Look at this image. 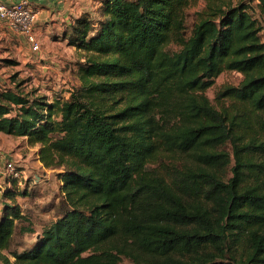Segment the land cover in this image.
I'll return each mask as SVG.
<instances>
[{"label":"trees","instance_id":"1","mask_svg":"<svg viewBox=\"0 0 264 264\" xmlns=\"http://www.w3.org/2000/svg\"><path fill=\"white\" fill-rule=\"evenodd\" d=\"M203 1L188 34L191 0H100L99 17L84 12L64 35L85 57L68 99L0 90V131L63 170L67 204L33 247L13 249L26 216L13 179L7 263L264 264V26L251 12L264 0ZM225 69L243 77L219 107L205 91Z\"/></svg>","mask_w":264,"mask_h":264},{"label":"rangeland","instance_id":"2","mask_svg":"<svg viewBox=\"0 0 264 264\" xmlns=\"http://www.w3.org/2000/svg\"><path fill=\"white\" fill-rule=\"evenodd\" d=\"M100 0H93L94 16L99 17L101 4ZM100 4L99 6H97ZM203 0H191L187 8L186 31L189 34L193 27L194 21L197 19V13L204 7ZM251 12L261 24L264 26V14L260 13L257 8L251 7ZM261 38L264 41V27L261 30ZM171 49H177L175 44L170 45ZM65 58L61 61L51 62L49 58L42 60L26 61L15 54L13 58L6 60H14L10 71L6 72L0 80V90L13 89L29 93L32 95H46L50 101L56 100L58 97L68 99L71 91L79 87V79L77 77V64L84 60V52L81 50L61 49ZM46 66L43 68V66ZM46 69V71L44 70ZM243 75L233 70H223L209 87L205 93L212 102L219 106L221 100L216 98L217 92L223 85H237L242 80ZM226 105L231 101L229 99L222 100ZM39 145H31L26 137H20L0 131V164L4 165L7 159H12L20 170V176L15 179V199L20 204L25 213V219L20 221L18 231L12 243V248L22 251L29 249L38 241L42 230L52 223L55 219L63 214L67 208L65 202V194L59 188L62 182L59 180V174L63 173L62 169L47 168L40 161L38 152ZM221 149L230 152V162L224 168L226 178L233 175L232 167L235 165V159L232 154L231 143L221 146ZM164 161V160H163ZM166 163L182 165L179 159L165 160ZM160 163L150 165L157 167ZM3 196L0 195V211L4 205ZM24 229H20V227ZM28 229V230H26ZM14 258H10L13 263ZM122 264H135V262L125 256H122ZM0 264H9L5 260V252L0 251Z\"/></svg>","mask_w":264,"mask_h":264},{"label":"crops","instance_id":"3","mask_svg":"<svg viewBox=\"0 0 264 264\" xmlns=\"http://www.w3.org/2000/svg\"><path fill=\"white\" fill-rule=\"evenodd\" d=\"M14 3L20 0H3ZM37 11L34 32L39 42V48L34 50L31 43L22 33L11 29L0 20V80L13 64L8 58L18 54L23 62L49 58L51 62L65 58L61 49L75 50L68 44L65 33L69 30L74 19L84 12L94 13L93 0H28ZM101 4V2H99ZM98 4L97 6H99ZM46 66L44 65L43 68ZM46 71V69H44Z\"/></svg>","mask_w":264,"mask_h":264},{"label":"built area","instance_id":"4","mask_svg":"<svg viewBox=\"0 0 264 264\" xmlns=\"http://www.w3.org/2000/svg\"><path fill=\"white\" fill-rule=\"evenodd\" d=\"M36 17L37 11L28 0L14 3L0 0V20L14 31L24 34L34 50L39 48L34 32ZM19 176L20 170L12 159H7L4 165L0 164V195L11 186L12 180Z\"/></svg>","mask_w":264,"mask_h":264}]
</instances>
